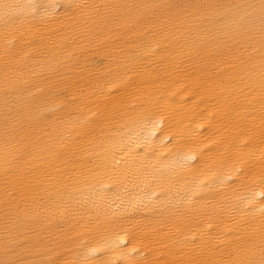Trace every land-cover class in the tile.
Returning a JSON list of instances; mask_svg holds the SVG:
<instances>
[{
    "label": "bare ground",
    "instance_id": "obj_1",
    "mask_svg": "<svg viewBox=\"0 0 264 264\" xmlns=\"http://www.w3.org/2000/svg\"><path fill=\"white\" fill-rule=\"evenodd\" d=\"M0 264H264V0H0Z\"/></svg>",
    "mask_w": 264,
    "mask_h": 264
}]
</instances>
